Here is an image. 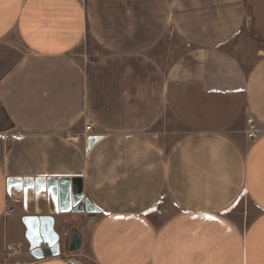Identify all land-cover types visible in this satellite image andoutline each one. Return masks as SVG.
<instances>
[{
    "label": "crops",
    "instance_id": "obj_1",
    "mask_svg": "<svg viewBox=\"0 0 264 264\" xmlns=\"http://www.w3.org/2000/svg\"><path fill=\"white\" fill-rule=\"evenodd\" d=\"M253 23L264 0H0V264H264V50L235 53Z\"/></svg>",
    "mask_w": 264,
    "mask_h": 264
},
{
    "label": "rangeland",
    "instance_id": "obj_2",
    "mask_svg": "<svg viewBox=\"0 0 264 264\" xmlns=\"http://www.w3.org/2000/svg\"><path fill=\"white\" fill-rule=\"evenodd\" d=\"M257 26L253 23L251 26V32H250V27L246 28L245 31H243L240 39L241 43L236 47L235 53L237 57L240 59L242 62H248L251 61L252 58L254 57V52L256 48H259L260 50H264V38L261 35V32L256 28ZM105 53L103 50L88 36L86 38V41L81 44V46L77 49L75 53V57L79 61H85V67L89 68L90 66L93 65V62L96 61L98 56H103ZM157 126V127H156ZM155 129L157 131H160L157 134V140L162 142L163 146L167 149L170 144L175 140V138H178L182 135V133H177V134H169L166 132H169L172 126V120L170 118H165L162 122L158 123L156 125ZM179 132L183 131L181 127L178 129ZM154 131V129H153ZM113 152V151H111ZM119 152V151H116ZM118 156H126V153L119 152ZM103 156H113V154L108 152L107 150L103 151ZM118 170H120L119 167H117ZM112 168L106 164L99 166L98 171L102 173H109ZM123 172V171H122ZM101 185L100 183H94V185ZM108 184V183H107ZM114 185V184H113ZM88 187L89 190H91V182L89 180L88 182ZM108 189V188H107ZM106 188H96L94 187L95 191V197H98L99 200H109L111 198H108V193L109 191ZM113 189V188H111ZM107 195V196H106ZM109 206L110 207H120L123 204L127 205L129 203V199L127 198H112ZM234 208H237L235 210V217H240L238 214L243 213L244 218V223L247 220H251L255 216V210L252 209L251 205L248 204V201L246 200L245 196L237 200V202L233 206ZM154 208L157 209H164L166 212H171L177 210L176 205L173 203V201L168 197V195H164L160 200L154 204L152 207V210ZM240 212V213H239ZM248 212V213H247ZM238 213V214H237Z\"/></svg>",
    "mask_w": 264,
    "mask_h": 264
},
{
    "label": "water",
    "instance_id": "obj_3",
    "mask_svg": "<svg viewBox=\"0 0 264 264\" xmlns=\"http://www.w3.org/2000/svg\"><path fill=\"white\" fill-rule=\"evenodd\" d=\"M94 141V138H91L89 140V144L92 143ZM59 189H60V193H59V199L62 202L65 199H68V194H69V180L67 178L64 179H59Z\"/></svg>",
    "mask_w": 264,
    "mask_h": 264
},
{
    "label": "built area",
    "instance_id": "obj_4",
    "mask_svg": "<svg viewBox=\"0 0 264 264\" xmlns=\"http://www.w3.org/2000/svg\"><path fill=\"white\" fill-rule=\"evenodd\" d=\"M247 125H248V129H247V137L248 138H254V124H253V120L251 118H248L247 120ZM92 130V125L90 124H86L85 125V131H91Z\"/></svg>",
    "mask_w": 264,
    "mask_h": 264
}]
</instances>
